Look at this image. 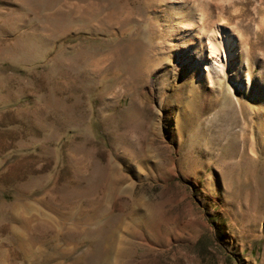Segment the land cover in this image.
Wrapping results in <instances>:
<instances>
[{"label":"rangeland","instance_id":"rangeland-1","mask_svg":"<svg viewBox=\"0 0 264 264\" xmlns=\"http://www.w3.org/2000/svg\"><path fill=\"white\" fill-rule=\"evenodd\" d=\"M83 254L264 264V0H0V264Z\"/></svg>","mask_w":264,"mask_h":264},{"label":"bare ground","instance_id":"bare-ground-1","mask_svg":"<svg viewBox=\"0 0 264 264\" xmlns=\"http://www.w3.org/2000/svg\"><path fill=\"white\" fill-rule=\"evenodd\" d=\"M210 31H208V32H210ZM207 35L208 34H206V37H207ZM206 39L208 41V45H209V48L208 49H209V53H210V56H211L210 62H206L202 58V54L197 58V60H194V58H191V55H188V57H186V61L183 63V65H185L186 66V69H187V72H186V74H185L184 77L189 78L190 76H188V75H189V72H190V74H192L193 77H197V75H199V78H206L210 83H213L214 82V76L212 75L213 74V70L214 69H219L221 67H224L232 59H234L235 52L233 51V49H235V44H234L233 38L229 34H227L226 30H222L220 28H214L211 31L210 35H208V37ZM200 49H201V47H200ZM198 54H199V51H198ZM118 59H120V58H118ZM201 73H203V74H201ZM182 116L179 119V124L181 125V127L184 128V127H186V122L185 121H187V120H185L186 118H182ZM145 155H146V153H145ZM138 156L140 157V155H138ZM131 157L134 158L135 156H131ZM140 158H142V157H140ZM144 160H145V158L142 159V161H144ZM74 161L76 162V164L78 165L79 168L85 166L84 165L85 162H83V159H76ZM138 161H141V160H138ZM105 175H106L105 170L102 169V172H101V181L103 179L105 180ZM108 179H109V181L106 183V186H105L107 193H108L109 188L114 184V181L116 182L115 178H114V181H112L113 179H112L110 173H108ZM96 194H97V192H96ZM104 194H105V192H104ZM76 203L77 202H75V204L73 206V209L70 210L71 211L70 213H67V214L64 215L61 212V214L58 215L59 216L58 219L60 221L61 226H63L62 224H64V222L62 220V219H64V216L67 218V219L65 218V221L71 222L72 220H74L73 223H76V224H73L72 226H74L75 228L78 227V226H80L82 223L83 224H86L81 219H78V218L74 217L75 212L80 209L79 206H78V204L76 205ZM71 204H72V201L70 203L67 202V207L70 208L73 205V204L72 205ZM73 212H74V214H73ZM65 230H66V228H64V231ZM30 231H32V229H30ZM59 235L60 236L61 235L63 236V234H61V233ZM109 244H110V242L109 243L106 242V244H105V246L103 248L104 250L107 251V253H108V250H109V247H110ZM18 246H20V241H19ZM55 246L53 248L55 250H57L59 247L56 248ZM93 247H94V245H93ZM60 254L67 255V254H69V251L61 252ZM30 255L31 254H27L26 256L25 255L24 256L27 257V256H30ZM94 258H93V260H91L93 262V264H96V262H98V261H99L98 263H102V260L101 259H98L97 258L96 261H94ZM75 260L76 261H73L74 262L73 264H84L85 263L84 261H87L88 260V257H85V255L83 254V255L79 256L78 258H76ZM45 261H50L48 259V256L45 258Z\"/></svg>","mask_w":264,"mask_h":264}]
</instances>
